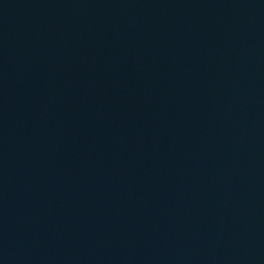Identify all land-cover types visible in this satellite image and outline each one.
I'll return each mask as SVG.
<instances>
[{"label": "water", "instance_id": "obj_1", "mask_svg": "<svg viewBox=\"0 0 264 264\" xmlns=\"http://www.w3.org/2000/svg\"><path fill=\"white\" fill-rule=\"evenodd\" d=\"M225 264H264V0H177Z\"/></svg>", "mask_w": 264, "mask_h": 264}]
</instances>
